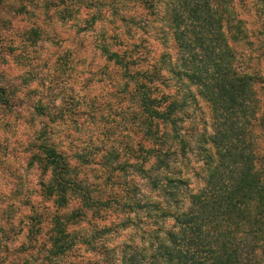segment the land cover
Here are the masks:
<instances>
[{
	"label": "trees",
	"instance_id": "16d2710c",
	"mask_svg": "<svg viewBox=\"0 0 264 264\" xmlns=\"http://www.w3.org/2000/svg\"><path fill=\"white\" fill-rule=\"evenodd\" d=\"M126 1L46 0L61 21L83 18L81 30L107 22L109 33L97 46L106 61L122 70L121 93L115 96L128 101L127 119L122 118L140 134L136 144H123L134 161L122 162L120 170L131 167L133 176L124 177L116 185L119 190L114 183L107 190V181L91 187L50 130L39 129L40 140L28 144L29 155L30 162L40 164V196L50 200L51 217L28 214V242L17 248L16 258L8 251L0 261L264 264V108L257 76L237 62L239 47L249 42L245 18L235 0H130V7ZM148 24L162 30V42L173 41L174 51L148 49L153 55L145 67L149 56L139 49L141 36L134 38L131 30L138 34ZM38 34L36 29L32 33ZM196 96L208 107L209 131L204 128L194 139L183 131L181 113ZM35 109L44 114L41 102ZM191 140L199 162L193 187L178 160ZM135 177L145 180L147 191ZM2 210L1 217L14 225L18 208L5 203ZM119 227H137L139 242L146 236L148 245L111 243L109 234ZM9 239L1 230L0 243ZM74 251L82 253L71 260Z\"/></svg>",
	"mask_w": 264,
	"mask_h": 264
},
{
	"label": "rangeland",
	"instance_id": "374dc122",
	"mask_svg": "<svg viewBox=\"0 0 264 264\" xmlns=\"http://www.w3.org/2000/svg\"><path fill=\"white\" fill-rule=\"evenodd\" d=\"M235 1L249 32V42L238 49L237 62L257 76L256 87L264 108L263 0ZM125 4L130 7L132 2ZM49 9L52 8L46 0H0V86L5 90L1 89L3 100H0V213L5 203H13V208H18L14 225L5 222L0 214V234L4 229L11 238L0 243V258L8 251L16 258L17 248L28 242L25 237L28 214L36 212L44 220L51 217L50 200L40 196L43 176L38 168L40 164L30 162L29 155L28 144L40 140L37 138L39 129L50 130L58 147L65 149L72 166L91 187L98 188L107 181V190L111 188L110 183L115 184L113 189L119 190L116 185L123 183L124 177L129 181L133 176L131 167L120 170L122 162L134 161L123 144L126 140L136 144L140 134H134L133 128L127 125L124 113L129 109L128 101L115 96L121 93L118 79L122 70L106 61L97 46L103 34L109 33L107 22L81 30L83 18L80 16L61 21ZM115 23L121 25L119 21ZM148 25L144 28L147 30L138 34L131 30L134 38L141 36L143 43L139 49L149 56L142 62L145 67L153 55L145 52L148 49L162 50L166 46L174 51L173 41L168 38L162 42V30ZM35 29L39 31L37 37L32 35ZM9 102L20 105L14 107L15 104ZM39 102L43 104L44 114L35 109ZM208 112L200 96L186 104L181 116L187 138L196 139L205 132L204 128L209 131ZM194 147L192 141L187 152L178 156L182 175L189 178L190 187L195 186L198 179L199 162ZM135 181L142 191H147L145 180L135 177ZM41 224L46 225L45 221ZM144 227L145 224H139V228ZM16 231L20 232L13 236ZM140 236L137 227H119L117 232L109 234V239L111 243L127 240L147 246L146 236L142 243ZM38 243V247L43 248L45 238ZM3 246L6 248L2 249ZM81 253L74 251L71 260ZM26 259L25 264L37 262ZM13 261L17 262L6 258L0 264Z\"/></svg>",
	"mask_w": 264,
	"mask_h": 264
}]
</instances>
